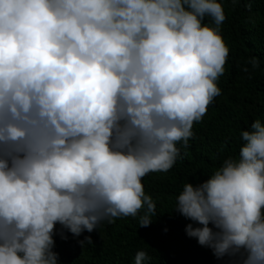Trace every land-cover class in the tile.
Wrapping results in <instances>:
<instances>
[{"label":"clouds","instance_id":"9594fccd","mask_svg":"<svg viewBox=\"0 0 264 264\" xmlns=\"http://www.w3.org/2000/svg\"><path fill=\"white\" fill-rule=\"evenodd\" d=\"M224 20L217 0H0V264H57L56 224L79 236L144 208L149 225L141 180L173 167L220 95ZM240 135L176 212L217 259L264 264V124Z\"/></svg>","mask_w":264,"mask_h":264},{"label":"trees","instance_id":"16d2710c","mask_svg":"<svg viewBox=\"0 0 264 264\" xmlns=\"http://www.w3.org/2000/svg\"><path fill=\"white\" fill-rule=\"evenodd\" d=\"M217 2L225 15L219 34L228 48L224 72L216 81L220 95L193 124L186 146L177 143L179 155L173 167L142 178L145 195L156 206L151 222L140 227L139 219L146 211L142 208L136 217L114 218L111 223L105 220L91 233L83 231L79 236L56 224L52 251L57 264H134L139 251L146 254L144 264H243L247 256L243 249L217 259L210 249L198 245L185 228L188 224L201 226L176 212L183 186L203 183L226 159H238L244 144L241 132L249 131L256 120L264 124V0ZM202 25L215 27L207 16ZM85 237L92 240L91 245L79 240ZM96 243L109 253L104 256L107 251Z\"/></svg>","mask_w":264,"mask_h":264},{"label":"rangeland","instance_id":"374dc122","mask_svg":"<svg viewBox=\"0 0 264 264\" xmlns=\"http://www.w3.org/2000/svg\"><path fill=\"white\" fill-rule=\"evenodd\" d=\"M148 237H151V236L148 235Z\"/></svg>","mask_w":264,"mask_h":264}]
</instances>
